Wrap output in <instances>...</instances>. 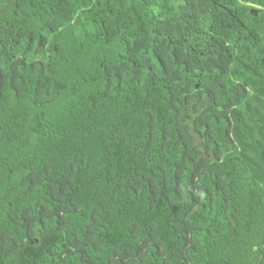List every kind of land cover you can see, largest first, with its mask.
Here are the masks:
<instances>
[{"label": "trees", "instance_id": "1", "mask_svg": "<svg viewBox=\"0 0 264 264\" xmlns=\"http://www.w3.org/2000/svg\"><path fill=\"white\" fill-rule=\"evenodd\" d=\"M0 264H264V0H0Z\"/></svg>", "mask_w": 264, "mask_h": 264}, {"label": "water", "instance_id": "2", "mask_svg": "<svg viewBox=\"0 0 264 264\" xmlns=\"http://www.w3.org/2000/svg\"><path fill=\"white\" fill-rule=\"evenodd\" d=\"M39 49H40V44L38 43L37 44V51H39Z\"/></svg>", "mask_w": 264, "mask_h": 264}]
</instances>
